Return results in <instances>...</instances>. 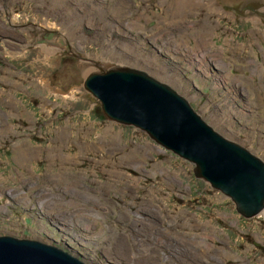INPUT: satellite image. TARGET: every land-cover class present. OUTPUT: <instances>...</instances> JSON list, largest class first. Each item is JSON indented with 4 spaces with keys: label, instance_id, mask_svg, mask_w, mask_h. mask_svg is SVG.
Here are the masks:
<instances>
[{
    "label": "rangeland",
    "instance_id": "374dc122",
    "mask_svg": "<svg viewBox=\"0 0 264 264\" xmlns=\"http://www.w3.org/2000/svg\"><path fill=\"white\" fill-rule=\"evenodd\" d=\"M210 1L0 0V233L93 250L101 264H264V211L240 214L194 162L108 119L83 85L100 65L146 69L264 158V88L250 73L264 68V19ZM187 44L212 49L209 73L191 69L197 87L179 72ZM63 234L72 248L53 239Z\"/></svg>",
    "mask_w": 264,
    "mask_h": 264
},
{
    "label": "water",
    "instance_id": "95a60500",
    "mask_svg": "<svg viewBox=\"0 0 264 264\" xmlns=\"http://www.w3.org/2000/svg\"><path fill=\"white\" fill-rule=\"evenodd\" d=\"M229 4L235 11L241 8L239 13L243 15L248 8L264 19L260 10L264 0H232ZM183 56L179 72L188 86L197 87L192 70L201 73L209 67L205 70L198 63L196 69ZM100 66L86 73L83 85L100 102L108 119L140 127L158 143L194 162L195 175L230 196L243 216L253 217L264 211L262 156L224 135L191 98L146 69L127 64ZM48 232L43 234L49 237ZM24 234L0 233V264H92L87 257L97 261L96 255L87 256L80 250L75 254ZM61 239L68 241V235L63 234Z\"/></svg>",
    "mask_w": 264,
    "mask_h": 264
},
{
    "label": "bare ground",
    "instance_id": "6f19581e",
    "mask_svg": "<svg viewBox=\"0 0 264 264\" xmlns=\"http://www.w3.org/2000/svg\"><path fill=\"white\" fill-rule=\"evenodd\" d=\"M163 1V0H162ZM215 1H218V0H213V2L212 1H210L211 2V4H207L206 6H208V7H211L212 6V3H215ZM253 2H255L254 0H252ZM245 3H248V4H251V3H249L248 1L246 2V1H244ZM162 3V2H161ZM162 4H164V3H162ZM170 4V3H169ZM248 4H245V5H248ZM219 5V4H218ZM252 5V4H251ZM179 7V6H178ZM177 8V7H176ZM263 7H261L260 8V10L263 12V9H262ZM184 9V8H183ZM208 9H210V8H208ZM222 10V9H221ZM235 10V9H234ZM225 11V10H224ZM242 10H241V8L240 9H238V11H236L238 14H242V13H239V12H241ZM250 10L247 8L246 10H245V12L247 13V15H245L244 14V16H246V17H250L249 15H248V12H249ZM169 12V11H168ZM177 12V11H176ZM180 12V11H179ZM172 13V12H171ZM220 14V13H219ZM168 15V14H167ZM243 15V14H242ZM230 16V15H229ZM173 18V17H172ZM183 18H185V17H183ZM259 20V22H260V19H259V17L258 16H256L255 18H254V20ZM217 20V19H216ZM191 21V20H190ZM158 21H153V23H157ZM206 23H208V22H206ZM218 23V22H217ZM154 24V25H155ZM157 26H158V24H157ZM192 26V25H191ZM213 26V25H212ZM187 27V26H186ZM210 27V26H209ZM257 27V26H256ZM196 28V27H195ZM202 29V28H201ZM221 29V28H220ZM202 31H203V29H202ZM208 31V30H207ZM186 32V31H185ZM195 32V31H194ZM190 33V32H189ZM213 33V32H212ZM215 33V32H214ZM220 33V32H219ZM254 33V32H253ZM203 34H204V32H203ZM202 34V35H203ZM184 35V34H183ZM192 36V35H191ZM212 36V34H210V37ZM256 36V35H255ZM166 37V36H165ZM203 37V36H202ZM209 37V35H208V39L210 38ZM186 38V37H185ZM200 39H201V37H200ZM207 39V40H208ZM212 39V38H211ZM174 40H176V39H174ZM206 40V41H207ZM227 40V39H226ZM225 40V41H226ZM201 41V40H200ZM202 41H204V40H202ZM183 42V41H182ZM209 42V41H208ZM173 43V42H172ZM171 43V44H172ZM198 43V42H197ZM207 43V42H206ZM181 45L182 43L181 42H177V45ZM204 43L202 42V44H201V46L203 45ZM264 44V43H263ZM200 45V44H199ZM166 47V46H165ZM199 47V46H198ZM179 48H186V51H187V53H189L190 55H191V57L189 56V58H187V59H189V60H191V66L193 67V66H195V68L197 69V67H198V63L200 64V65H204V68H205V70H206V59H211V58H209V54L211 53L212 54V52H210V50L212 51V49H208V50H205L204 51V49H206V47L204 48V49H201V48H196V47H190V45H186V46H184V47H179ZM261 48V47H260ZM182 52V51H181ZM46 53V52H45ZM179 53V52H178ZM215 53V52H214ZM185 54V53H184ZM219 54H221V53H219ZM200 57H199V56ZM264 55V54H263ZM142 56V55H141ZM187 56V55H186ZM211 56V55H210ZM222 56V55H221ZM201 57H203V58H201ZM215 58V57H214ZM173 60V59H172ZM202 61V63H200L199 61ZM203 60H206V61H203ZM216 61V60H215ZM215 61H214V63H215ZM248 61H251V60H248ZM220 62V61H219ZM258 62V61H257ZM174 63V62H173ZM210 63V62H209ZM212 63V62H211ZM175 64V63H174ZM217 64V63H216ZM222 64V66L221 67H224L223 66V62L221 63ZM147 65V64H146ZM175 67V66H174ZM242 68H244V67H242ZM87 69V68H86ZM85 69V70H86ZM171 69V68H170ZM247 69H249V68H247ZM246 69V70H247ZM175 70V69H174ZM252 72H250L253 76H258L259 77V80H258V82L257 83H259L260 84V87H259V89L260 88H264V79H261V78H264V72H263V70H264V68H262V64L261 63H255V64H253L252 65ZM91 71V70H90ZM207 72L209 71V70H206ZM216 71V70H215ZM243 71V70H242ZM168 72V71H167ZM212 72H213V70H212ZM158 73V72H157ZM199 73V72H198ZM205 73V72H204ZM206 74V73H205ZM85 75H86V73H85ZM232 76V75H231ZM171 77V76H170ZM232 77H234V76H232ZM231 77V78H232ZM248 77V76H247ZM165 78V77H164ZM175 78V77H174ZM224 79H225V77H223ZM241 78V77H240ZM249 78V77H248ZM211 79V78H210ZM242 80V79H241ZM169 81V80H168ZM252 81V80H251ZM174 82V81H173ZM244 82V81H243ZM249 82V81H248ZM172 83V82H171ZM242 83V82H241ZM240 83V84H241ZM250 83V82H249ZM253 83L255 84V87L257 86L256 85V83H255V80H253ZM253 85V84H252ZM258 87V86H257ZM237 88V87H236ZM241 90V89H240ZM231 93V92H230ZM247 96V95H246ZM250 99V98H249ZM261 99V98H260ZM250 102V101H249ZM227 103V102H226ZM238 103V102H237ZM243 103V102H242ZM257 104V103H256ZM246 106V105H245ZM260 107V106H259ZM246 111V110H245ZM247 112V111H246ZM249 113V112H248ZM231 116V115H230ZM254 118V117H253ZM257 119V118H256ZM261 119V118H260ZM263 120V119H262ZM260 122V121H259ZM20 147V146H19ZM27 149V148H26ZM26 149H25V151H26ZM22 151V150H21ZM24 151V150H23ZM23 153V152H22ZM53 154V153H52ZM61 168V167H60ZM65 170V169H64ZM65 172V171H64ZM69 173V172H68ZM1 176V175H0ZM95 179V178H94ZM98 180V179H97ZM103 182H105V181H103ZM95 184V183H94ZM101 184V183H100ZM85 188H86V186H85ZM88 188V187H87ZM86 188V189H87ZM99 189V188H98ZM101 190V189H100ZM107 192V191H106ZM82 194V193H81ZM104 195V194H103ZM110 204V203H109ZM260 214H262V212L260 213ZM259 214V215H260ZM258 216V215H257ZM253 217H255V216H253ZM80 218V217H79ZM25 219V223L27 224V221H26V217L24 218ZM80 222H82V223H84L85 221H83V220H79ZM87 223V222H86ZM210 224V223H209ZM84 225H85V223H84ZM88 225V224H87ZM86 226V225H85ZM49 234V233H48ZM53 239H55L56 241H59V242H62V241H65V240H62L61 239V237L60 236H58V237H54ZM84 240V239H83ZM82 240V241H83ZM204 240H205V238H204ZM220 240V239H219ZM68 245H70L71 246V248L74 246V245H72L71 244V242L70 241H65ZM84 242V241H83ZM195 243H197V242H195ZM81 244V243H80ZM190 244V243H189ZM202 244V243H201ZM204 244V243H203ZM208 244V243H207ZM210 244V243H209ZM206 246V245H205ZM221 250V249H220ZM88 254V255H87ZM86 255L87 256H95V253H94V251L92 250V252H90V251H86ZM89 258V257H88ZM90 259V258H89ZM92 260V259H91ZM95 264H101L100 262H98V260L96 261V263ZM219 264V263H218Z\"/></svg>",
    "mask_w": 264,
    "mask_h": 264
},
{
    "label": "flooded vegetation",
    "instance_id": "af4514ba",
    "mask_svg": "<svg viewBox=\"0 0 264 264\" xmlns=\"http://www.w3.org/2000/svg\"><path fill=\"white\" fill-rule=\"evenodd\" d=\"M224 3H226V4H228V5H231V4H229V3H232V0H224ZM232 7H234V6H232ZM263 11H264V9H263ZM237 13V12H236ZM238 15V14H237ZM240 15V17H241V15L242 14H239ZM248 15L252 18V17H254V16H256V13L255 12H253V11H249L248 12ZM242 18V17H241ZM3 199H5V198H3ZM24 222H25V219H24Z\"/></svg>",
    "mask_w": 264,
    "mask_h": 264
},
{
    "label": "crops",
    "instance_id": "0c3cea01",
    "mask_svg": "<svg viewBox=\"0 0 264 264\" xmlns=\"http://www.w3.org/2000/svg\"><path fill=\"white\" fill-rule=\"evenodd\" d=\"M242 16H244V15H242ZM248 20V19H247Z\"/></svg>",
    "mask_w": 264,
    "mask_h": 264
}]
</instances>
